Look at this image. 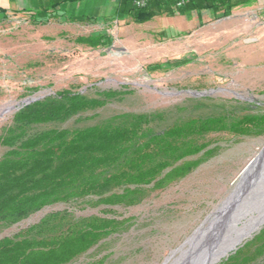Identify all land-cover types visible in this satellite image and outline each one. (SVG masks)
Returning <instances> with one entry per match:
<instances>
[{"label": "rangeland", "instance_id": "obj_1", "mask_svg": "<svg viewBox=\"0 0 264 264\" xmlns=\"http://www.w3.org/2000/svg\"><path fill=\"white\" fill-rule=\"evenodd\" d=\"M54 1L37 0L35 17L40 21L33 19L30 9L8 11L0 20V132L26 102L63 89L88 96L123 91L120 98L89 112L94 115L81 124L120 112L167 108L219 112L223 104L238 113L245 107L264 112V11L252 9L215 21L214 11L197 8L201 0L199 5L196 1L197 5L181 9L169 1L172 9L163 18V31L158 32L150 22L136 23L134 17L116 12L115 0H105L104 12L79 16L54 8ZM57 2L58 7L70 3ZM123 3L129 11L131 4ZM219 29L227 33L221 35ZM91 36H97L99 43L90 44ZM203 140L213 149L209 156L137 205L55 203L0 229V237L18 233L48 212L69 208L75 216L129 218L130 226L67 264H88L100 258L103 264H171L187 248L182 246L185 240L202 231L243 182L264 168V133L220 132ZM3 151L0 146V155ZM201 156L202 152L190 158ZM252 215L240 218L237 226ZM263 229L264 224L228 256L250 243L252 252ZM261 262L264 250L248 264Z\"/></svg>", "mask_w": 264, "mask_h": 264}, {"label": "trees", "instance_id": "obj_2", "mask_svg": "<svg viewBox=\"0 0 264 264\" xmlns=\"http://www.w3.org/2000/svg\"><path fill=\"white\" fill-rule=\"evenodd\" d=\"M223 3L202 0L197 8ZM130 10L137 21L151 17L143 9L131 6ZM30 11L40 21L35 17L38 11ZM5 14L0 8V20ZM88 41L93 45L100 40L91 36ZM122 94L104 90L88 96L63 89L13 114L0 132L4 148L0 155V229L55 203L137 205L209 156L213 149L203 140L207 135L264 133V112L245 107L238 113L225 104L219 112L194 108L120 112L81 124L94 115L89 112ZM201 152V158H190ZM129 226V218L75 216L69 208L51 211L18 233L0 237V264H67ZM256 240L259 243L252 252L251 243L246 244L219 264H248L263 253L264 229ZM102 262L100 258L88 264Z\"/></svg>", "mask_w": 264, "mask_h": 264}, {"label": "water", "instance_id": "obj_3", "mask_svg": "<svg viewBox=\"0 0 264 264\" xmlns=\"http://www.w3.org/2000/svg\"><path fill=\"white\" fill-rule=\"evenodd\" d=\"M263 207L264 176L261 177L258 173H254L251 179L243 182L236 197L224 207L222 215L216 221L185 240L182 246H187V248L181 250L179 256L171 264H192L200 257L207 258L215 248L227 241L226 238L233 231V225L240 218L254 212L258 213ZM234 219H236L235 223H233ZM238 244L231 247L230 252L236 250ZM228 255L229 253L226 256Z\"/></svg>", "mask_w": 264, "mask_h": 264}, {"label": "crops", "instance_id": "obj_4", "mask_svg": "<svg viewBox=\"0 0 264 264\" xmlns=\"http://www.w3.org/2000/svg\"><path fill=\"white\" fill-rule=\"evenodd\" d=\"M68 1L70 3L67 4H62L60 7H58V2L55 0L53 7L55 8L57 6V9L59 8V11H70V15H76L82 14L83 12L85 14L92 13V12H104L105 9V0H64ZM124 0H115L117 3V6L115 8L116 12H120L124 14V16L129 15L133 17V14L129 8V11H127V7L124 6L123 3ZM197 3L199 4V0H196ZM202 1V0H201ZM225 3L216 6V7H206L202 8L201 11H209L212 12L214 11L217 15L215 17V21L219 20L222 16V13L224 11H228L227 15L224 16V18L227 17H233L241 13H245L246 11H252L255 10L257 12H263L264 7H261V2L263 0H224ZM63 2V1H61ZM27 4V5H26ZM40 4L37 2V0H32V3H28V0H0V8L6 10V12L14 10V11H27L34 9V11L37 10V6ZM172 4L170 2L167 3H156L153 2L151 3L146 9H143L145 13H149L151 17L147 20L144 21H136V23L140 22V24H148L149 22L152 23L151 25L153 27H156L158 32L163 31L164 25H163V18L167 14V12L172 9L170 8ZM69 6V7H68ZM131 7V6H130ZM189 7V6H187ZM70 8V10H69ZM161 21V23L159 22ZM163 27V28H162ZM221 35L227 33L226 30H221L219 29V32Z\"/></svg>", "mask_w": 264, "mask_h": 264}, {"label": "bare ground", "instance_id": "obj_5", "mask_svg": "<svg viewBox=\"0 0 264 264\" xmlns=\"http://www.w3.org/2000/svg\"><path fill=\"white\" fill-rule=\"evenodd\" d=\"M263 152H264V147H263V151L261 153H263ZM261 158H263V154L261 155ZM263 169L264 168L262 167V169L259 170L258 172H256V174L258 173V175L262 177L263 176ZM235 197H236V195H235ZM224 207L219 211V213L212 219V221L209 224L216 221V219L222 215ZM252 214H254V213H252ZM252 214H248L246 216H249ZM246 216H244V217H246ZM235 221H236V219L233 220V223H235ZM263 224H264V207L256 215L250 216L248 218L247 223L243 224L242 226L239 227L235 223L233 225L234 228H233L232 233L226 238L227 241L225 240L226 242H223V244H221L219 247L215 248L212 251V253H210V256H208L207 258H205V256L200 257L199 260L193 262L192 264H215V263H217L222 257H224L228 253H230L231 250H229V249L231 247L236 245V243L240 244L244 240H246L247 238L251 237L252 233L257 231Z\"/></svg>", "mask_w": 264, "mask_h": 264}, {"label": "built area", "instance_id": "obj_6", "mask_svg": "<svg viewBox=\"0 0 264 264\" xmlns=\"http://www.w3.org/2000/svg\"><path fill=\"white\" fill-rule=\"evenodd\" d=\"M131 6L135 9H146L151 3L158 2V3H164L172 1L173 5L177 8H183L190 2L196 1V0H127Z\"/></svg>", "mask_w": 264, "mask_h": 264}]
</instances>
